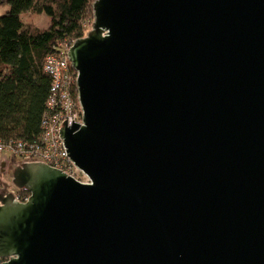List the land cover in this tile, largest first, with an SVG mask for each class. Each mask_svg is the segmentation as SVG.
Listing matches in <instances>:
<instances>
[{
  "label": "water",
  "instance_id": "95a60500",
  "mask_svg": "<svg viewBox=\"0 0 264 264\" xmlns=\"http://www.w3.org/2000/svg\"><path fill=\"white\" fill-rule=\"evenodd\" d=\"M93 10L60 129L89 182L11 164L30 197L0 192V264H264V0Z\"/></svg>",
  "mask_w": 264,
  "mask_h": 264
},
{
  "label": "trees",
  "instance_id": "16d2710c",
  "mask_svg": "<svg viewBox=\"0 0 264 264\" xmlns=\"http://www.w3.org/2000/svg\"><path fill=\"white\" fill-rule=\"evenodd\" d=\"M95 0H0V139H33L40 133L50 77L44 61L65 37L85 36ZM26 12L59 19L40 29L23 21ZM21 193L30 195L27 189Z\"/></svg>",
  "mask_w": 264,
  "mask_h": 264
},
{
  "label": "built area",
  "instance_id": "2783aa9c",
  "mask_svg": "<svg viewBox=\"0 0 264 264\" xmlns=\"http://www.w3.org/2000/svg\"><path fill=\"white\" fill-rule=\"evenodd\" d=\"M76 40L73 37H65L57 44L54 52L46 56L43 67L50 77V88L41 119L40 133L33 139H0V171L3 169L5 171L11 162H17L21 166L18 158H36L81 183L89 182L88 176L68 155L64 138L60 134L65 120L68 127L72 126V122L80 126L84 124V111L79 101L77 87L78 72L68 56ZM9 191L15 194L18 202H26L30 197L21 193L20 189Z\"/></svg>",
  "mask_w": 264,
  "mask_h": 264
},
{
  "label": "rangeland",
  "instance_id": "374dc122",
  "mask_svg": "<svg viewBox=\"0 0 264 264\" xmlns=\"http://www.w3.org/2000/svg\"><path fill=\"white\" fill-rule=\"evenodd\" d=\"M1 8H4V6H0V11H1ZM22 18L25 23L31 24L40 29H47L50 26H53L55 22H59V19L51 18L47 14H35L32 12L24 13L22 15ZM92 23H93V19L87 20L86 22H84V28H85L86 34L92 28ZM13 163L14 162L9 163L4 172L0 171V192L9 191L10 189L11 190L18 189L13 184L12 182L13 178L12 176L9 175V172H8L10 165Z\"/></svg>",
  "mask_w": 264,
  "mask_h": 264
},
{
  "label": "crops",
  "instance_id": "0c3cea01",
  "mask_svg": "<svg viewBox=\"0 0 264 264\" xmlns=\"http://www.w3.org/2000/svg\"><path fill=\"white\" fill-rule=\"evenodd\" d=\"M6 10H7V7L1 8L0 15H2L3 13H5Z\"/></svg>",
  "mask_w": 264,
  "mask_h": 264
}]
</instances>
